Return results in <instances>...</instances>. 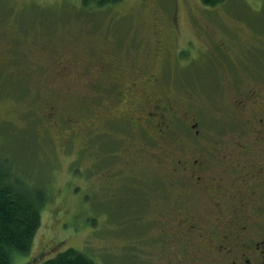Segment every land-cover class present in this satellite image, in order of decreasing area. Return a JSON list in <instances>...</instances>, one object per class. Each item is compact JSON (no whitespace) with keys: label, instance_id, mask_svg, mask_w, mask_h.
I'll return each instance as SVG.
<instances>
[{"label":"rangeland","instance_id":"374dc122","mask_svg":"<svg viewBox=\"0 0 264 264\" xmlns=\"http://www.w3.org/2000/svg\"><path fill=\"white\" fill-rule=\"evenodd\" d=\"M252 87L264 96V0H122L100 9L0 0V160L47 196L30 251L10 250L11 263L43 264L72 247L95 264H182L178 238L203 230L214 201L225 198L228 214L237 203V172L215 163L251 138L253 107L235 105ZM158 98L198 116L212 161L203 180L215 176V192L169 177L165 155L179 149H138L139 119L127 105ZM51 105L57 121L48 125ZM247 235L264 236L263 214Z\"/></svg>","mask_w":264,"mask_h":264},{"label":"flooded vegetation","instance_id":"af4514ba","mask_svg":"<svg viewBox=\"0 0 264 264\" xmlns=\"http://www.w3.org/2000/svg\"><path fill=\"white\" fill-rule=\"evenodd\" d=\"M224 47L222 45V48ZM149 80L157 81L158 79L153 76ZM132 85H135V82L131 83ZM258 88L252 87L247 93V98L243 100L239 97L237 99L239 105L237 103L235 105L241 109H246L247 105L253 107L252 116L245 120L252 132L251 138L245 141L246 144L237 143L236 148L221 154L218 157L219 162L215 163L216 166H221L222 163L233 166V174L237 172L236 179L239 180V184L236 185V191L232 193L235 198H231L237 199L233 212L228 214L223 211L226 204L225 198H222V201L220 199L214 201L216 207L213 210L210 207L205 209L207 216L205 220L210 222L205 223L203 230H193L191 237L178 238L176 241V247L180 249L177 258L174 259L176 262L180 261L182 264H264V236L254 239L247 235L251 230L253 217L258 212L264 215V96ZM133 102L134 100L129 101L125 114L127 111L134 113L135 120L139 119L134 122L136 131H140L139 137L142 141L138 149L143 153L151 151L147 145L150 142L157 147H164V150L179 149L180 152L175 157L165 155L168 159L164 158V160L170 162L169 177L176 180H190L194 186L195 184L201 185L202 191L208 187L207 189L215 192L219 188V186H212L215 184L216 177L212 176L214 179L208 184L203 180L210 171L212 161L207 155L211 152L209 146L201 140L202 130L198 116L191 111L179 114L176 108L159 98L150 106L148 103L133 106ZM56 111L58 108L55 105L47 108L48 125L56 124ZM125 117L127 118L124 115L123 120L128 122ZM69 122H74L73 118L69 117ZM190 143H192V150L189 148ZM160 158L161 155L159 162ZM162 211L167 212L163 208ZM228 218L236 222L234 224L225 223ZM218 225L222 226L221 231L218 230ZM190 228L196 229L197 226L195 223L187 225L184 231L191 232Z\"/></svg>","mask_w":264,"mask_h":264},{"label":"trees","instance_id":"16d2710c","mask_svg":"<svg viewBox=\"0 0 264 264\" xmlns=\"http://www.w3.org/2000/svg\"><path fill=\"white\" fill-rule=\"evenodd\" d=\"M122 0H80L83 8L96 9L114 5ZM225 0H201L213 6ZM43 188L27 187L16 179L0 160V264H12L10 250L28 253L41 224V210L46 201ZM43 264H95L81 251L67 247Z\"/></svg>","mask_w":264,"mask_h":264}]
</instances>
